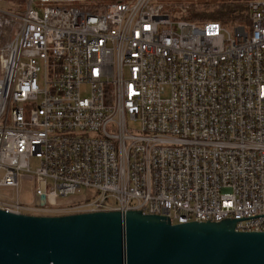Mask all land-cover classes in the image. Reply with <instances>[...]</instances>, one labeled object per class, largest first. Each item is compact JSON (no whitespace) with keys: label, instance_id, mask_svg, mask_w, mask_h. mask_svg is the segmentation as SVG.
<instances>
[{"label":"built area","instance_id":"2783aa9c","mask_svg":"<svg viewBox=\"0 0 264 264\" xmlns=\"http://www.w3.org/2000/svg\"><path fill=\"white\" fill-rule=\"evenodd\" d=\"M193 1L0 8V190L17 195L0 208L264 231V0H229L247 7L233 31L178 17ZM21 174L33 204L18 199Z\"/></svg>","mask_w":264,"mask_h":264},{"label":"water","instance_id":"95a60500","mask_svg":"<svg viewBox=\"0 0 264 264\" xmlns=\"http://www.w3.org/2000/svg\"><path fill=\"white\" fill-rule=\"evenodd\" d=\"M236 225L174 224L141 210L37 215L0 208V264H264V231Z\"/></svg>","mask_w":264,"mask_h":264},{"label":"trees","instance_id":"16d2710c","mask_svg":"<svg viewBox=\"0 0 264 264\" xmlns=\"http://www.w3.org/2000/svg\"><path fill=\"white\" fill-rule=\"evenodd\" d=\"M101 6V4L99 5ZM96 8H99L98 6ZM245 3L229 0H199L186 4V10L178 17L203 23L205 21H219L223 25L247 21Z\"/></svg>","mask_w":264,"mask_h":264},{"label":"rangeland","instance_id":"374dc122","mask_svg":"<svg viewBox=\"0 0 264 264\" xmlns=\"http://www.w3.org/2000/svg\"><path fill=\"white\" fill-rule=\"evenodd\" d=\"M52 1H55L59 4H72V3L77 4L80 2L84 3L85 0H52ZM91 1H93V2H96V1L104 2V1H109V0H91ZM11 7L13 8V10H15L17 12H21L25 8V0H17L14 2H12V1L0 2V8H11ZM223 26L226 27L228 30H231V31H233V29L235 27L233 24H228V25H223ZM38 166H39V159H37L36 157H33L31 159L32 169H36ZM22 174L20 176L21 178H20V187H19L18 199L22 203L33 204L35 202V186L36 185H35L33 179L29 175H22ZM90 194H91L90 191H88L85 188H82L75 195H72V196L66 197V198H61L60 204H69V203L77 201L81 198L84 199L86 197H90ZM0 197L12 199V200L17 199V195H16L15 191H12L11 189H1L0 190ZM111 203L114 204L113 198H111ZM25 213H29V212H25ZM61 214H63V213L62 212H59V213L58 212H49L48 214H41V215H61Z\"/></svg>","mask_w":264,"mask_h":264}]
</instances>
